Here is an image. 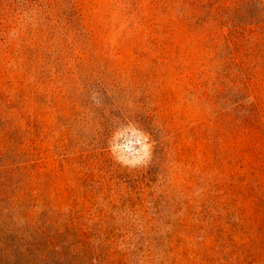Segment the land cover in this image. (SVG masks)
I'll list each match as a JSON object with an SVG mask.
<instances>
[{
    "label": "rangeland",
    "instance_id": "1",
    "mask_svg": "<svg viewBox=\"0 0 264 264\" xmlns=\"http://www.w3.org/2000/svg\"><path fill=\"white\" fill-rule=\"evenodd\" d=\"M190 4L0 0V264H264V0Z\"/></svg>",
    "mask_w": 264,
    "mask_h": 264
},
{
    "label": "trees",
    "instance_id": "2",
    "mask_svg": "<svg viewBox=\"0 0 264 264\" xmlns=\"http://www.w3.org/2000/svg\"><path fill=\"white\" fill-rule=\"evenodd\" d=\"M187 2L188 5L192 6L190 4L191 0H185ZM219 22H221V20L219 19ZM220 25H223V23H219ZM242 29L240 27H233V29L230 31L228 34H223L221 31H219V40L224 39L225 40V44L226 46L230 47L231 45H235L234 42V37L233 35H240ZM230 55L233 57V59H235V53L230 52ZM237 109L239 110H244L246 109V107L243 104H239L237 106ZM248 113L246 115H244V119L245 120H250L252 119L253 116L255 115H259V112L257 110L256 107L254 106H250L248 107ZM222 110H219V114H221ZM257 130H259V128L257 127ZM50 246L46 247L45 245L42 246L41 244L39 245H28V247L26 245H24L23 249H17V255L22 258V262L20 260L15 261L16 264H38L37 260H40V262H42L43 260L46 261L49 257V254L52 253L51 250L53 251V253L56 255L57 251H58V247L54 246V243L52 241H48ZM46 249V251H45ZM56 263V259L54 258V261ZM42 264V263H40Z\"/></svg>",
    "mask_w": 264,
    "mask_h": 264
}]
</instances>
